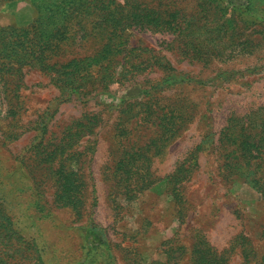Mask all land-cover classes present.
I'll return each mask as SVG.
<instances>
[{
  "label": "rangeland",
  "instance_id": "obj_1",
  "mask_svg": "<svg viewBox=\"0 0 264 264\" xmlns=\"http://www.w3.org/2000/svg\"><path fill=\"white\" fill-rule=\"evenodd\" d=\"M14 1L0 264H264V0Z\"/></svg>",
  "mask_w": 264,
  "mask_h": 264
},
{
  "label": "crops",
  "instance_id": "obj_2",
  "mask_svg": "<svg viewBox=\"0 0 264 264\" xmlns=\"http://www.w3.org/2000/svg\"><path fill=\"white\" fill-rule=\"evenodd\" d=\"M11 8L12 20L19 25L30 24L35 19L36 11L28 0H15Z\"/></svg>",
  "mask_w": 264,
  "mask_h": 264
},
{
  "label": "trees",
  "instance_id": "obj_3",
  "mask_svg": "<svg viewBox=\"0 0 264 264\" xmlns=\"http://www.w3.org/2000/svg\"><path fill=\"white\" fill-rule=\"evenodd\" d=\"M36 11H37V10H36ZM67 11H68V10H67ZM65 12H66V11H65ZM36 17H37V19H38V16H36ZM36 17H35V18H36ZM37 19H36V20H37Z\"/></svg>",
  "mask_w": 264,
  "mask_h": 264
}]
</instances>
